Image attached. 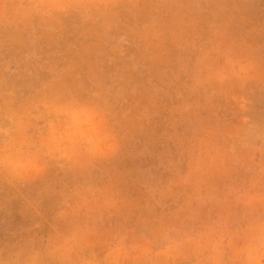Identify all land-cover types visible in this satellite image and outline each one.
Returning a JSON list of instances; mask_svg holds the SVG:
<instances>
[{"label": "rangeland", "instance_id": "1", "mask_svg": "<svg viewBox=\"0 0 264 264\" xmlns=\"http://www.w3.org/2000/svg\"><path fill=\"white\" fill-rule=\"evenodd\" d=\"M0 264H264V0H0Z\"/></svg>", "mask_w": 264, "mask_h": 264}]
</instances>
